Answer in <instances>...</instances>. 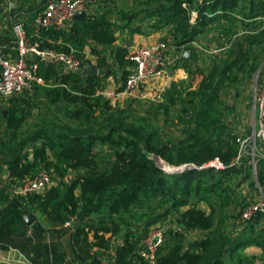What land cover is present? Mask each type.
Segmentation results:
<instances>
[{
	"label": "trees",
	"instance_id": "trees-1",
	"mask_svg": "<svg viewBox=\"0 0 264 264\" xmlns=\"http://www.w3.org/2000/svg\"><path fill=\"white\" fill-rule=\"evenodd\" d=\"M97 1L98 12L41 35L43 45L74 51L85 67L92 62L89 46L99 74L41 62L44 82L36 83L34 96L0 103V250L17 248L33 264H62L67 252L54 238L69 232L80 264H101L112 248L113 264H255L257 259L264 264V212L241 219L254 198L248 189L255 183L249 184L252 166L246 158L234 163L241 131L227 124L221 110L228 106V87L264 60V0ZM193 10L199 12L194 21ZM237 14L245 18L240 27ZM255 15V21L247 20ZM34 16L28 19L29 33ZM161 27L191 54L177 65L186 69L187 80L173 81L162 102L148 99L144 105L129 96L122 105L112 103L102 94L108 77L113 75L121 90L133 65L126 58L131 39L118 40ZM210 31L212 41L221 47L229 42V48L209 59L207 71L195 64L208 59L202 44ZM241 92L236 86L233 97ZM38 105L45 115L32 121ZM160 115L164 128L155 122ZM154 156L189 166L219 157L224 167L167 172ZM258 164L255 179L264 190V158ZM44 169L54 175L43 193L13 192ZM231 205L229 216L223 209ZM26 215L35 218L31 225ZM72 218V227H66ZM159 224L164 241L150 261L142 252ZM250 245L263 250L245 253Z\"/></svg>",
	"mask_w": 264,
	"mask_h": 264
},
{
	"label": "built area",
	"instance_id": "built-area-1",
	"mask_svg": "<svg viewBox=\"0 0 264 264\" xmlns=\"http://www.w3.org/2000/svg\"><path fill=\"white\" fill-rule=\"evenodd\" d=\"M90 7L91 0H0V95L13 97L32 93L39 81L38 71L41 62L60 65L65 71H85L84 59L78 57L74 51H60L43 45L44 39L41 32L43 29L50 28L68 29L75 20L76 14L81 10L90 13ZM31 15L35 16L30 23L32 32L29 33L27 25ZM186 51L184 45L177 46L169 36L164 35L151 44L132 47L126 58L130 59L133 65L130 67L131 72L124 88L121 90L105 89L102 94L105 93L109 98H119L125 93L132 95L135 92L139 93L137 97L140 99L162 102L165 98L164 92L167 89L168 80L173 79L174 81V70L178 68V62ZM157 77L163 78L164 82L159 89L153 90L154 93H150L147 91V85ZM250 111L251 120L254 121L252 132L246 134L251 129L244 123L239 126L241 131V134L237 136L239 151L234 163H239L243 158L248 159L257 177L258 161L264 158V88L255 99ZM204 165L224 167L219 157L210 160L209 165ZM53 175L44 169L34 177L27 178L13 192L23 195L43 193L53 184ZM258 184L259 181H257ZM260 191V194H256V197L242 212L241 219L248 220L255 213L264 212L262 186ZM72 223L73 218L67 220L64 225L72 227ZM163 241L164 228L158 225L145 241L146 250L142 252L143 256L154 261L156 250ZM112 251L113 248L110 253ZM101 264H113L111 255L110 257L105 256ZM255 264H262V261L257 259Z\"/></svg>",
	"mask_w": 264,
	"mask_h": 264
},
{
	"label": "rangeland",
	"instance_id": "rangeland-1",
	"mask_svg": "<svg viewBox=\"0 0 264 264\" xmlns=\"http://www.w3.org/2000/svg\"><path fill=\"white\" fill-rule=\"evenodd\" d=\"M184 4L187 5L186 2ZM90 10H91L92 13L93 12H98V10H100V4H99V2L97 0H93L91 2ZM213 13H210V10L208 11V15L209 14L211 15ZM191 15H192V21H194L198 17L199 12L193 10V11H191ZM237 16L239 17V20L241 21V23H239V27H240V26L243 25L242 22L245 21L244 20L245 18H243V16H241L239 14H237ZM257 17H258L257 15L250 16V18L247 19V20L255 21V19ZM161 30H162L164 36L171 37L170 36L171 33L169 32V30L167 28H162L161 27ZM256 32H258V30H256ZM256 32H254V33H256ZM207 37H208V39L205 37V41L202 44L203 49H204L202 51H204V52H206L208 54V56H207L208 59H206V63L205 64L201 63L200 61L196 62L195 66H197V67L201 66L202 68H205V66H208V64L210 62L209 59L212 58L213 55H219V54L225 55V54L228 53V51H227L228 49L227 48H229V42L226 43V44L223 43L222 47L220 45H217L216 41H212V39H214L213 38L214 37V32H211V31L207 33ZM206 70L209 71L208 69H206ZM112 78H113V75H112ZM197 78H202V75L199 74L197 76ZM186 80H184V82ZM238 85L240 86V89L242 90V92L240 93L241 96L239 98L235 99L233 97V93L236 91V86H238ZM142 88L145 89V87H142ZM228 88L229 89L225 93V97H226L225 102L226 103L228 102L227 103L228 106L225 105V106L221 107V110H224V114H225V118H226L227 124L229 126H232V127H235V126L239 127L242 123H244L245 126H247L249 129H251V132H252V125H253L254 121L251 120V114H250L251 111L250 110L253 107V103H254L255 99L259 96V94H261V92H262V90L264 88V60L259 65V67L256 68L252 72V75L244 78L243 80L237 81L236 83L232 84ZM147 91H149V88H147ZM150 93H154V91H150ZM33 94H34V91L32 93L28 94V96H31V95L34 96ZM237 94H239V91L237 92ZM138 95H139V93L136 94L135 92H133L132 95L128 94L127 97L128 96H136L137 97ZM150 95L151 94H149V96ZM10 98L6 97V96H3V95H0V103H8ZM126 98L125 99L124 98L120 99V104L121 105L126 100ZM141 101H142L141 103L144 104V105L148 102V100H146L145 98H142ZM44 115H45L44 109L40 105H38L34 109L33 116L31 117L30 120H32V121L36 120V117L38 118L39 116H40V119H41V118H43ZM46 119H48V117ZM164 119H165L164 115H160L159 119H156L155 122L159 123L161 125V127L164 128L165 127L164 126L165 125ZM248 134H250V132ZM154 157H157V156H154ZM161 161H162V164H161L162 168H164L167 172H170L174 168H178V167H181L183 165H188L189 166V164H190V163H187V162L181 163V164H172V163H169L168 161H166L164 159H162ZM205 164L209 165V162H206ZM191 165L205 167L204 164L199 165L197 163H191ZM251 174H252V176L250 178L249 184L251 183V181H255V183L251 184V186L248 189L250 190V193L252 195L251 198H253V197L255 198L256 194L257 195L260 194V192H261L260 189H261L262 185L260 183L257 185V179H255L256 178L255 174L254 173H251ZM241 189H242V193L244 194L246 189L244 188V186H242ZM201 205L208 209V206H207L208 204L207 203H201ZM234 207H235V205H231V206L228 207V209H226V208L223 209V211H224L225 214H228L230 216L232 214V209H234ZM236 211L237 210H235L234 212H236ZM220 212H221V208H220ZM159 225L161 226V224H159ZM64 236L67 237L68 235L64 234ZM55 237H57V235H55ZM61 244L67 251H69V252L71 251L70 245L64 244L62 242H61ZM255 250H258V251L260 250V252H262L263 249H262L261 246L250 245V246H247L244 249V252L252 255V253H255Z\"/></svg>",
	"mask_w": 264,
	"mask_h": 264
},
{
	"label": "crops",
	"instance_id": "crops-1",
	"mask_svg": "<svg viewBox=\"0 0 264 264\" xmlns=\"http://www.w3.org/2000/svg\"><path fill=\"white\" fill-rule=\"evenodd\" d=\"M163 37V32L161 29H156V30H152V32L150 33H134L131 35V37H129L128 35H124L122 37H120V39L118 40V43L120 41H125L126 39H131V43L129 45V50L132 49V47L143 44V45H148L151 44L155 41H157L158 39H161ZM86 55L88 58L91 59L92 62H94L96 64V58L95 56H93L90 53V47L87 46L86 48ZM189 74L186 71V69L184 67H178L174 70V81L175 82H184V80H186L188 78ZM179 79H178V78ZM44 82L40 77H39V81L38 83ZM164 82V79L161 77H157L152 79V81L150 83H148V87L149 91H153L156 89H159L162 84ZM118 85L115 83L114 78H112V75H110L108 77V85L106 86V90L107 89H116L119 90ZM104 89V90H105ZM104 96L105 93H103ZM127 93L123 94L121 97L119 98H113V97H108L106 96L109 100H111L112 103H116V102H120L121 98H126L127 97ZM129 97V96H128ZM10 98V97H9ZM40 141V139H38ZM42 217V216H41ZM42 219H44L42 217ZM65 235H68L67 237H65L64 235L62 236H57L54 239L58 242H62L64 244H68L70 245V249L71 251H67L65 249V251L67 252L66 255V259L63 261L62 264H80L78 262V260L75 258L74 254H73V250H72V238L70 237V233L67 232L65 233ZM119 238H116V241H118ZM114 251H112L111 256L113 255ZM260 250H255V253L252 254H260ZM0 264H33L19 249L17 248H10V249H6V250H0Z\"/></svg>",
	"mask_w": 264,
	"mask_h": 264
},
{
	"label": "water",
	"instance_id": "water-1",
	"mask_svg": "<svg viewBox=\"0 0 264 264\" xmlns=\"http://www.w3.org/2000/svg\"><path fill=\"white\" fill-rule=\"evenodd\" d=\"M87 17V12L85 11V10H81V11H79L77 14H76V16H75V19H82V18H86ZM183 57L185 58V59H190L191 58V54H190V52L189 51H186L185 53H184V55H183ZM85 71H86V73L87 74H89V75H93V76H97L98 74H99V68L95 65V64H93V63H89V64H87V66L85 67ZM172 82H173V79H169L168 80V85H167V88L172 84ZM86 137H91V136H94V134H87V135H85ZM156 159V158H155ZM158 159V160H157ZM157 159H156V161H157V164L158 165H160L161 167H162V159H161V157H159V156H157ZM187 167H197L196 165H190V166H188V165H183V166H181V167H178V168H174L173 170H171L170 172H173V171H182V170H184L185 168H187ZM25 220L27 221V223H28V225H31L34 221H35V218L34 217H32V216H28V215H26L25 216Z\"/></svg>",
	"mask_w": 264,
	"mask_h": 264
}]
</instances>
